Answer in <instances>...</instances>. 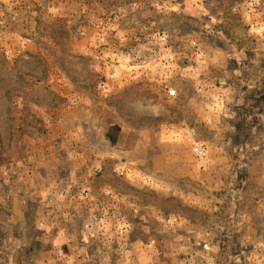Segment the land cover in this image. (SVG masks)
<instances>
[{"label": "rangeland", "instance_id": "1", "mask_svg": "<svg viewBox=\"0 0 264 264\" xmlns=\"http://www.w3.org/2000/svg\"><path fill=\"white\" fill-rule=\"evenodd\" d=\"M0 264H264V0H0Z\"/></svg>", "mask_w": 264, "mask_h": 264}]
</instances>
